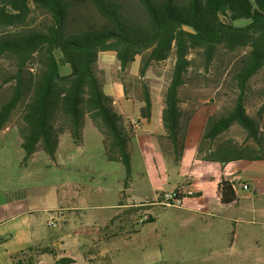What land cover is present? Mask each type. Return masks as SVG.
<instances>
[{"label": "trees", "instance_id": "1", "mask_svg": "<svg viewBox=\"0 0 264 264\" xmlns=\"http://www.w3.org/2000/svg\"><path fill=\"white\" fill-rule=\"evenodd\" d=\"M90 1L102 23L73 25V0H0V60L12 66L0 83V88L11 85L8 97L0 102V137L9 125L15 128L23 161L36 153L53 159L62 135L80 146L87 118L102 137L105 160L124 166L123 188H129L132 131L115 110L113 98L104 93L95 71L99 54L114 52L122 73L140 57L141 78L151 65L174 58L160 121L167 141L163 153L178 162L184 147L180 92L193 67L190 56L199 55L207 71L219 50H246V54L233 74L236 97L223 114L206 113L196 155L206 151L204 160L222 165L263 161L260 113L250 116L245 103L249 82L264 68V0H136L142 15H131L114 0ZM35 11L44 18L31 24ZM239 21L244 24L238 26ZM66 66L69 71L62 70ZM140 101L139 117L148 123L152 101L147 87H143ZM235 125L245 132L256 151L231 142L215 146ZM233 185L224 177L217 181L215 198L219 204L237 201ZM124 190L118 206L124 205ZM189 191L193 195H188ZM173 194L179 200L200 196L193 188L176 189ZM141 208L130 207L127 212ZM154 221L147 214L141 224ZM44 254L57 257L52 248L29 247L11 255L10 260L11 264H38L37 257ZM55 264L72 261L61 258Z\"/></svg>", "mask_w": 264, "mask_h": 264}, {"label": "rangeland", "instance_id": "2", "mask_svg": "<svg viewBox=\"0 0 264 264\" xmlns=\"http://www.w3.org/2000/svg\"><path fill=\"white\" fill-rule=\"evenodd\" d=\"M114 1L131 15H142L136 0ZM72 3L74 12L70 22L73 25L102 23L90 0H73ZM43 18L35 11L30 23ZM236 24L243 25L244 21ZM245 54L246 50L235 53L219 50L207 71L202 68L199 55L190 56L193 67L187 76V85L180 92L184 147L178 162L163 153L167 141L160 121L174 58L151 65L141 78L140 57L122 73L114 52L99 54L95 71L104 93L113 98L115 110L132 131L129 188H123L124 166L105 160L102 137L89 126L86 118L85 154L80 163L86 164L88 172H82L81 195L75 207L92 219L108 220V226L102 228L99 235L102 243H112L109 263L264 264V157L262 162L239 161L222 165L204 160L208 155L206 151L199 157L196 155L206 113L223 114L236 97L233 74ZM11 70V63L0 60V83ZM62 70L70 69L66 66ZM143 87L148 88L152 101L148 123L139 117ZM10 89V84L0 88V102L8 97ZM245 105L250 116L258 117L260 113L259 125L264 139V68L249 82ZM2 141L18 147L19 138L12 125L2 132ZM226 142L256 151L255 145L246 140L245 132L237 125L220 137L215 146ZM0 155L1 160L5 159L4 151H0ZM34 159L41 160L42 154L37 153ZM221 177L236 185L237 201L231 205H221L215 198L216 182ZM240 183L247 184L248 190H240ZM188 188H193L200 196L183 200L180 206H143L140 211L127 212L130 206L154 203L161 194ZM122 190L123 203L129 207H117ZM147 214L155 219L154 223L140 224L139 219Z\"/></svg>", "mask_w": 264, "mask_h": 264}, {"label": "crops", "instance_id": "3", "mask_svg": "<svg viewBox=\"0 0 264 264\" xmlns=\"http://www.w3.org/2000/svg\"><path fill=\"white\" fill-rule=\"evenodd\" d=\"M62 136L53 159L41 153L42 159L36 161V153L23 161L19 142L15 148L12 142H3L1 134L5 159L0 155V264H11V255L29 247L57 252L56 258L38 256V264H55L61 258L72 264H113L108 262L112 243H102L99 235L108 220L92 219L75 207L82 172H88L86 164L80 163L85 154L84 133L80 146L68 135Z\"/></svg>", "mask_w": 264, "mask_h": 264}, {"label": "built area", "instance_id": "4", "mask_svg": "<svg viewBox=\"0 0 264 264\" xmlns=\"http://www.w3.org/2000/svg\"><path fill=\"white\" fill-rule=\"evenodd\" d=\"M238 188L240 190H242V191H247L248 190V185L240 183ZM233 189L236 192V190H237L236 185H233ZM188 195H193V192L189 191ZM183 200L184 199H180V200L179 199H175V195L173 193H164V194H161L154 203H150V204H147V205L139 204V205H135V207H143V206L169 207V206H172V205L180 206ZM146 220H147V215H144L143 217H141L139 219L138 222L141 224V223L145 222ZM47 225L50 227V226H53V223L49 222Z\"/></svg>", "mask_w": 264, "mask_h": 264}]
</instances>
